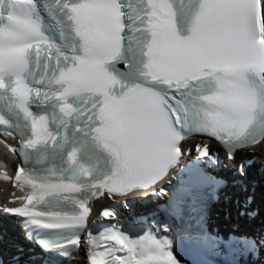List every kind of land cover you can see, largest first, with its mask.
I'll return each instance as SVG.
<instances>
[{
	"label": "snow or ice",
	"instance_id": "1",
	"mask_svg": "<svg viewBox=\"0 0 264 264\" xmlns=\"http://www.w3.org/2000/svg\"><path fill=\"white\" fill-rule=\"evenodd\" d=\"M197 136L204 142L186 143ZM0 137L20 160L0 179L22 193L0 213L45 255L82 251L87 264H188L178 247L258 255L264 230L225 237L203 213L195 227L183 216L195 187L225 184L207 173L220 163L212 141L228 161L264 144V0H0ZM237 174L246 177L245 162ZM133 192L164 200L155 231L120 223L115 207L90 226L93 201L123 197L128 208Z\"/></svg>",
	"mask_w": 264,
	"mask_h": 264
},
{
	"label": "bare ground",
	"instance_id": "2",
	"mask_svg": "<svg viewBox=\"0 0 264 264\" xmlns=\"http://www.w3.org/2000/svg\"><path fill=\"white\" fill-rule=\"evenodd\" d=\"M6 139L8 144L11 145L13 140L9 137ZM199 142L204 141L202 138L195 137L189 139L186 143L193 144ZM211 146L214 147L213 144ZM244 153L240 151L238 155H243ZM246 153L253 155L252 163L246 169V177L242 181L233 183L234 176H224L228 182L219 188L211 203V224H207V228L221 236L226 237L232 233L258 236L264 230V169L262 174H257L254 171L255 166L260 161H264V144L258 145L254 150L250 149ZM17 164H19L17 155L9 152L5 145L0 144V170L7 171L10 176H14L15 166ZM217 173H224V170L219 168ZM176 186L175 184L169 187V191H172ZM21 194L13 187L10 181L0 179V209L5 206H19L18 201L16 203H10V201L14 196ZM247 195L250 196L251 203L246 207L244 204H246ZM110 201L106 197L93 201V212L90 220L97 221L98 224H106L107 221H102L98 216L105 204ZM235 205L238 206L235 207ZM165 207L164 200L156 201L155 199H149L144 207L141 208L143 212L140 211V207L136 201L131 206L133 216L130 217V220H123L120 223L131 226L134 222L140 224V222L146 221L143 226L145 228L151 226L153 231H155L154 218L157 219L155 215L157 212H162ZM240 208L243 211L246 208L248 210H255L256 215L251 218L248 215H241L240 213L242 211H240ZM103 224L97 225V228L102 227ZM19 230L20 226L16 223L15 218L0 213V232L3 235V242L0 245V261L3 264H40V261H37L35 258L38 253L34 250L27 253L24 252L17 258L13 256L19 252L18 249H22L23 251L28 246L27 243L21 240L22 235ZM136 231L139 232V228ZM177 253L188 261V264H264V250H261L258 255L252 256L241 254L235 249L225 250L210 247L206 250L194 251L188 247H178ZM71 264H87V258L84 252H81V255L72 261Z\"/></svg>",
	"mask_w": 264,
	"mask_h": 264
}]
</instances>
